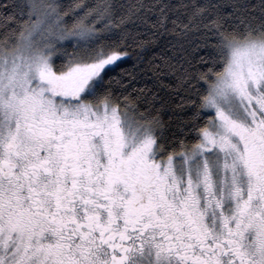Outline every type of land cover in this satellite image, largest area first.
Here are the masks:
<instances>
[{
  "label": "snow or ice",
  "instance_id": "6c2138e0",
  "mask_svg": "<svg viewBox=\"0 0 264 264\" xmlns=\"http://www.w3.org/2000/svg\"><path fill=\"white\" fill-rule=\"evenodd\" d=\"M0 264H264V0H0Z\"/></svg>",
  "mask_w": 264,
  "mask_h": 264
},
{
  "label": "trees",
  "instance_id": "16d2710c",
  "mask_svg": "<svg viewBox=\"0 0 264 264\" xmlns=\"http://www.w3.org/2000/svg\"><path fill=\"white\" fill-rule=\"evenodd\" d=\"M131 62H129V64H130ZM165 119H167V116L165 115V117H164Z\"/></svg>",
  "mask_w": 264,
  "mask_h": 264
}]
</instances>
